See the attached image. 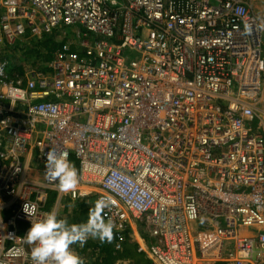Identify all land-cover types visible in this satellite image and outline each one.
<instances>
[{"label": "built area", "instance_id": "built-area-1", "mask_svg": "<svg viewBox=\"0 0 264 264\" xmlns=\"http://www.w3.org/2000/svg\"><path fill=\"white\" fill-rule=\"evenodd\" d=\"M67 28L42 66L8 55ZM49 150L76 190L45 179ZM99 198L151 264H264V20L246 0H0V264H32L30 223Z\"/></svg>", "mask_w": 264, "mask_h": 264}, {"label": "clouds", "instance_id": "clouds-1", "mask_svg": "<svg viewBox=\"0 0 264 264\" xmlns=\"http://www.w3.org/2000/svg\"><path fill=\"white\" fill-rule=\"evenodd\" d=\"M45 179L55 184L58 191L69 193L77 189L79 174L67 159L66 153L57 154L49 150L44 154ZM107 198L97 199L88 218L82 223H69L60 218L56 211H49L43 219L30 223L25 232V240L31 246L32 264H83L72 245L83 246L89 239L110 242L114 224L105 218V210L110 208Z\"/></svg>", "mask_w": 264, "mask_h": 264}, {"label": "trees", "instance_id": "trees-1", "mask_svg": "<svg viewBox=\"0 0 264 264\" xmlns=\"http://www.w3.org/2000/svg\"><path fill=\"white\" fill-rule=\"evenodd\" d=\"M53 44V48L52 46H47V42L43 45L48 49V52H51L50 50H54L58 46L55 43ZM49 57L50 54L46 55V58ZM52 200L53 193H49L48 203L46 204L47 207L50 206ZM91 208V205L85 202H80L73 212L72 217L74 223H82L86 219L87 213L90 212ZM87 248H89L92 253L86 264H118L119 261H128L127 264H151L143 253L136 251L135 244L129 240L120 241L112 237L110 242L86 241L81 248H77L76 250L78 252H84Z\"/></svg>", "mask_w": 264, "mask_h": 264}, {"label": "rangeland", "instance_id": "rangeland-1", "mask_svg": "<svg viewBox=\"0 0 264 264\" xmlns=\"http://www.w3.org/2000/svg\"><path fill=\"white\" fill-rule=\"evenodd\" d=\"M250 5L252 10L264 20V0H246ZM257 7L261 8V11H257ZM77 40V38L74 35V32L71 28L64 29V34L62 33H53L51 37L48 36H41L39 38L36 45V48L28 49V48H18L11 50L8 55L11 57L13 63L18 66L26 65L27 63L31 62L33 60V64H35L37 67L42 66L43 61L46 59V55L53 53L54 50H50L51 52H48V49L45 48L43 45L45 42H47V46L54 47L53 43L57 44L59 42H74ZM49 41V42H48ZM53 42V43H52ZM14 65V66H15ZM75 245H72V248L74 249Z\"/></svg>", "mask_w": 264, "mask_h": 264}, {"label": "crops", "instance_id": "crops-1", "mask_svg": "<svg viewBox=\"0 0 264 264\" xmlns=\"http://www.w3.org/2000/svg\"><path fill=\"white\" fill-rule=\"evenodd\" d=\"M257 11H261V8H258L257 7ZM38 41H36V43H37ZM57 48V47H56ZM54 51H55V49H54ZM50 57H51V55H50ZM50 57L49 58H46L45 59V61L46 60H49L50 59ZM80 204V203H79ZM78 204V205H79ZM77 205V206H78ZM77 208V207H76ZM75 208V209H76ZM75 209H73V210H71L70 212L68 211V210H65L64 211V214L66 215V220L69 222V223H74V221H73V212L75 211ZM88 214L89 213H87V217H86V219L84 220V221H86L87 220V218H88ZM83 221V222H84ZM87 241H92V242H98L99 240L98 239H93V238H89ZM130 241V240H129ZM132 243H134L133 241H131ZM135 244V243H134ZM77 248H81V246H79V245H75L74 246V251L81 257V259H82V261H83V263L84 264H86V262H87V260H88V258H89V256H90V254L92 253V252H90V250H89V248H87L84 252H78L76 249ZM135 249H136V244H135ZM136 251H137V249H136ZM138 252V251H137ZM120 262H122V261H119L118 262V264H121ZM128 263V262H127Z\"/></svg>", "mask_w": 264, "mask_h": 264}]
</instances>
